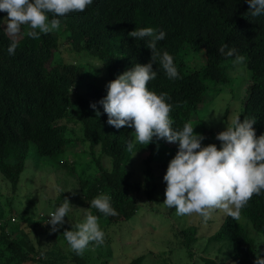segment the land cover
Here are the masks:
<instances>
[{"label":"trees","instance_id":"16d2710c","mask_svg":"<svg viewBox=\"0 0 264 264\" xmlns=\"http://www.w3.org/2000/svg\"><path fill=\"white\" fill-rule=\"evenodd\" d=\"M248 8L246 0H94L84 12L62 17L59 31L41 34L38 39L26 36L22 26V36L16 39L18 47L11 56L7 54L10 37L4 34L0 24V173L9 182L11 191L17 188L33 143L38 154L56 158L72 174L79 165L84 166V174L77 178L83 202L87 213L97 215L104 229L141 211L142 198L150 202L158 198L160 188L156 189L155 180L163 179V175L156 173L169 160L156 162L155 157L161 145L171 150L172 158L178 143L153 138L154 142L146 146L135 143L129 151L127 143L134 142V129L109 125L102 105L96 103L106 95V88L91 82L89 89L78 94L83 83V64L75 57L66 59L67 52L84 50L96 56L112 76L135 63H147L151 50L143 40L136 42L128 35L135 27L150 26L166 33L157 47L173 56L179 78L169 79L153 63L158 75L148 86L166 92L171 98L174 128L189 123L191 115L203 108L211 95L220 92L219 88L214 89L216 85L230 81L224 62L234 57L217 51L227 43L246 57L248 81L239 99L240 119L254 118L256 135L264 134V16L250 17ZM4 17L6 12H0V18ZM201 57H204L202 65L192 66L193 59L201 60ZM208 85L213 89L209 90ZM92 103H96L99 115L90 106ZM70 125L81 128V135L73 136L87 146L80 152L72 151L65 133V128L73 133ZM94 148L100 154L96 155ZM65 151L68 153L64 155ZM82 151H87L90 157L79 163L78 154ZM134 152L143 161L141 180L133 179V171L128 167ZM91 163L96 171L86 174L85 167ZM100 193L111 196L117 215L106 216L90 207L91 200ZM64 198L62 194L55 197L50 210L63 203ZM8 210L11 215L3 217L4 210L0 209V264L67 263L59 262L67 256L58 243L60 230L52 231L44 226L47 216L40 215L37 219L23 216L18 220L11 206ZM240 212L239 221L225 213L219 220L210 221L212 232L208 238L224 240L230 264H234L232 260L237 264H254L261 239H256L252 231L264 237V193L253 195ZM196 215L192 214L193 219ZM22 220L27 222L29 230L18 236ZM204 220L199 216L197 223ZM197 223L175 228L176 239L172 243H180L190 252L199 235ZM68 253L70 264H89L84 253L77 255L71 249ZM143 260L144 254H140L121 264H144ZM201 264L222 262L203 257Z\"/></svg>","mask_w":264,"mask_h":264},{"label":"clouds","instance_id":"9594fccd","mask_svg":"<svg viewBox=\"0 0 264 264\" xmlns=\"http://www.w3.org/2000/svg\"><path fill=\"white\" fill-rule=\"evenodd\" d=\"M94 0H0V18L5 35L10 37L7 54L14 55L18 47L16 35L21 32L29 38L38 39L41 34L59 31L61 18L72 12H84ZM249 5L247 15L264 16V0H246ZM128 35L135 41L143 40L151 50L147 63H135L131 68L106 84V95L98 102L107 114V123L120 129L127 126L134 129L135 137L127 143L132 151L135 143L148 145L163 139L178 143L175 155L169 160L163 181L166 182L163 205L175 209L177 216L198 214L207 220L212 211L223 210L233 220L241 219L243 209L253 195L264 193V134L256 135L254 118L239 114L225 121L226 127L216 134L220 146L215 143L202 144L204 136L194 131L191 123L174 128L170 113L174 105L166 92H157L148 86L155 80L158 69H163L169 79L179 78V71L173 56L167 50L157 47L166 37L163 30L145 26L135 27ZM139 44V43H137ZM217 51L224 56L234 57L233 65L240 66L246 57L227 43ZM96 103L90 106L99 115ZM137 151V150H136ZM135 151V152H136ZM134 152V154H135ZM133 154V155H134ZM65 191V190H64ZM73 205L67 198L54 206L47 214L46 222L52 231H58L65 224V217ZM90 207L106 216L117 215L111 204V196L100 193L90 202ZM70 220V218H69ZM68 247L77 255H82L93 246L105 242V232L99 217L86 213L83 220L71 223V229L64 230ZM264 242V237H261ZM254 264H264V256L257 255Z\"/></svg>","mask_w":264,"mask_h":264},{"label":"rangeland","instance_id":"374dc122","mask_svg":"<svg viewBox=\"0 0 264 264\" xmlns=\"http://www.w3.org/2000/svg\"><path fill=\"white\" fill-rule=\"evenodd\" d=\"M4 27L6 25L3 24ZM21 36L22 30L15 38L18 39ZM66 46L68 45L66 44ZM66 55L67 60L75 57L79 63L83 64L81 78V82L83 83L78 88V94L89 89L91 82L106 88L107 82L120 74V72H116L113 76L110 75L106 66L96 56L84 50L72 53L67 52ZM232 60L228 59L224 62L228 67L230 81L216 85L214 89L219 88L220 92L211 95V99L205 106L191 115L189 123L194 126V131L201 133V130L204 129L202 144L215 143L219 147L220 141L216 139V134L226 127L225 121L231 120L240 113L239 99L243 95L248 81V74L244 64L236 66L233 65ZM203 62L204 57H201V60L194 58L191 64L192 66H200ZM208 86L209 90L213 89L211 85ZM210 92L212 93V91ZM70 128L74 134L67 128H65V133L70 138L71 149L72 151L76 150L80 152L86 145H83L79 140H74L73 136L79 137L81 135V128L78 125L74 128L70 125ZM94 149L96 150V155L100 154L98 148ZM159 151L155 157L156 162L160 160L165 162L171 159L172 152L170 149L160 145ZM67 153L65 151L64 155ZM89 157L87 151H82L78 154V158H80L79 163L87 161ZM57 158L60 159L61 156ZM65 158L67 159V157ZM103 159H107L108 161V158L103 157ZM128 167L133 171V179H142L141 170L143 161L137 153L132 156ZM83 168L79 165L76 172L72 174L59 165L56 158L38 154L34 144L30 143L25 167L20 174L19 182L14 192L11 191L7 179L0 173V209L2 210L3 208L4 210L2 213L3 217L11 215L8 210L10 206L12 207L13 216L18 220L23 216H31L33 219H37L40 215L47 216L48 212L51 211L50 209L53 208L55 197H59L61 194L73 205L69 212L70 220L66 216L65 224L59 229L61 237L58 239V243L62 253H65L67 256L61 259L60 263L67 262L66 264H70L68 260L70 258V253H68L70 248L64 237V230H70L71 223L76 224L81 222L87 213L82 198V191L79 188L77 180L78 176L84 174L82 172ZM85 169L86 174L90 175L96 171V167L92 163L86 165ZM166 169L167 165L156 174L164 175ZM155 182L156 186L158 184L156 189L160 188L158 189L159 193H157L158 198L150 202L140 195L143 205L141 211L139 210L140 213L137 212L129 220L109 225L106 229H104L105 226H101L104 232L107 231L109 233L105 234L103 245L90 246L84 251L89 264H121L140 254H144V264H201L203 257L215 258L218 262L221 261L222 264H230L229 249H227L226 245H223L222 242L224 240L210 241L208 238L212 232V226L211 228L209 227L210 221L215 222L219 220L224 211L214 210L207 220L200 223H197L199 219L198 215H196V219H193L192 214L177 216L174 208L168 209L162 203L165 199L166 182L158 178ZM160 196L163 198L161 199ZM190 223H197L199 225V235L194 241L193 249L191 248V251L188 252L185 248L181 247L180 243L176 245L172 241L176 239L175 228L180 229L181 227L190 225ZM19 225L18 236L28 232L29 226L26 221L22 220ZM44 226L51 229V225L48 223L44 224ZM252 233L255 234L256 239L262 237L256 232L252 231ZM14 235L16 236L17 234ZM108 240L110 241L108 242ZM258 255L264 256V242H261V240L259 241ZM232 262L237 264L233 260Z\"/></svg>","mask_w":264,"mask_h":264}]
</instances>
